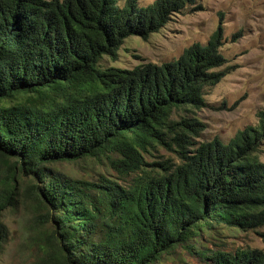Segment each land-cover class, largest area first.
<instances>
[{
  "label": "trees",
  "instance_id": "trees-1",
  "mask_svg": "<svg viewBox=\"0 0 264 264\" xmlns=\"http://www.w3.org/2000/svg\"><path fill=\"white\" fill-rule=\"evenodd\" d=\"M195 3L0 0V160L38 182L51 225L40 264H163L177 247L202 264H264L261 249L193 245L219 230L264 226V113L227 142L199 143L197 123L177 116L203 107L206 91L229 73L218 70L226 63L220 27L172 61L100 63ZM154 146L173 150L178 163L145 168L141 153ZM102 156L130 182L76 180L57 169Z\"/></svg>",
  "mask_w": 264,
  "mask_h": 264
},
{
  "label": "rangeland",
  "instance_id": "rangeland-1",
  "mask_svg": "<svg viewBox=\"0 0 264 264\" xmlns=\"http://www.w3.org/2000/svg\"><path fill=\"white\" fill-rule=\"evenodd\" d=\"M151 1L138 0L140 4ZM219 27V49L226 63L218 70L225 68L229 73L206 91L203 107L181 111L177 116L197 123L195 142L215 137L227 142L236 131L259 126V114L264 113V0H196L147 39L126 38L114 57L104 56L100 63L105 68L131 69L139 64L172 61L192 44H205ZM258 152L264 162V136ZM141 156L145 168H159L151 165L163 162L174 165L179 160L173 150L158 146ZM13 169L14 178L8 187ZM57 169L73 179L95 183L124 186L132 179L104 156L61 163ZM37 183L31 176L20 174L13 160H0V264H40L41 244L51 225L35 194ZM260 234H264V226L247 232L224 229L202 236L193 245L208 250H264ZM163 264H202V259L194 250L177 247L164 257Z\"/></svg>",
  "mask_w": 264,
  "mask_h": 264
}]
</instances>
